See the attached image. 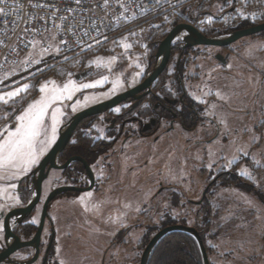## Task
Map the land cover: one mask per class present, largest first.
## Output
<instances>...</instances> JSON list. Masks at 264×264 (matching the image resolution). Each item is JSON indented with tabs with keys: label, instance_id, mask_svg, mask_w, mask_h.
Segmentation results:
<instances>
[{
	"label": "flooded vegetation",
	"instance_id": "obj_1",
	"mask_svg": "<svg viewBox=\"0 0 264 264\" xmlns=\"http://www.w3.org/2000/svg\"><path fill=\"white\" fill-rule=\"evenodd\" d=\"M228 1L220 0L223 5ZM230 1L237 3L236 0ZM223 5L218 15L199 8V5L184 9L179 15L169 19L165 28L151 29L147 38L140 39L141 43L136 48H131L132 52L126 50L120 52L121 55L116 57L118 65L115 70L126 69L121 73L120 79L124 86L120 91L100 98L86 108L78 109L73 113L69 108L79 97L76 96L67 103L68 114L64 116L59 130L77 112L118 98L113 106L102 109L77 124L64 148L54 160L56 168L50 169L42 181L37 203L29 214L13 226L12 231L19 239V246L17 250L9 253L1 264H16L33 257L35 259L31 264H59L57 257L60 254V243L62 239L69 238L73 233L72 216L67 213L68 208L79 201L78 194L81 192H60L45 205L46 199L54 190L62 187L80 189L89 187L90 189L86 191H99L100 187H104L106 195L121 193L123 187L132 188L129 184L134 179L140 176L148 179L154 176V173L163 172L141 170L143 166L149 165L152 157L171 155L177 149L184 158L195 153L201 159L207 158L208 155L213 159L218 154L214 149L218 142L229 145L231 141L230 137L224 134L225 131L244 132L243 141L246 145L249 143L251 132L262 131L259 118L263 117L260 111L258 126L254 127L251 124L252 114L256 110L251 109L250 96L264 95V31L241 36L223 45H189L184 40L189 34H178L169 45L166 62L161 71L147 86L129 95H123L147 80L161 59H157L156 56L160 42L176 26L190 25L205 38L222 39L233 32L264 22L251 23L249 19L236 17L230 19L229 15L233 14L234 8L230 6L225 8ZM226 17L228 21L225 20ZM219 21H224L222 23L226 25L221 30L217 27ZM41 68L42 65H36L32 71L39 72ZM89 71L91 72L88 74ZM97 76L93 73L92 66L86 69V78ZM45 77L43 75L36 77L33 93L23 99L22 104L3 120L0 129L14 126L16 115L24 104L36 96V85ZM127 84L131 85L127 86ZM58 136L59 132L50 148ZM262 139L258 136L255 142L261 143ZM40 161L16 180L15 204L0 210V252L5 251L7 245L10 248L14 244L10 238L7 239L8 244L3 240L4 217L9 211L23 208L31 201L34 191L33 176L30 172ZM217 165L212 161L209 174L206 173V169L204 171L201 169V176L196 174V177L205 180V183L202 185L203 188L200 185L201 197L194 204H202L220 180L224 177L233 179L236 174L232 170L233 167L230 170ZM86 166L93 174L92 186L88 181ZM51 172H55L56 182L43 195L44 183ZM141 172H146L147 175H142ZM158 177L154 194L184 193L174 185L164 184L161 181L162 177L160 175ZM261 201L264 203V200ZM44 206H46V215L38 244L21 246V243L31 240L36 233ZM35 212L37 217L33 222L32 217ZM175 224L185 225L169 223L163 227ZM134 227L136 224L125 231L120 229L119 237H115V240L108 245L104 256L113 245L116 247L118 243L120 244L124 235Z\"/></svg>",
	"mask_w": 264,
	"mask_h": 264
},
{
	"label": "rangeland",
	"instance_id": "obj_2",
	"mask_svg": "<svg viewBox=\"0 0 264 264\" xmlns=\"http://www.w3.org/2000/svg\"><path fill=\"white\" fill-rule=\"evenodd\" d=\"M236 2L234 4L229 0L223 5L220 0H178L175 4L163 5L151 15L123 21L124 25H119L116 30L108 32L92 46L60 52L55 49L54 43H50V50L42 49L41 44L37 43L26 56L2 71L0 95L4 96L7 103L0 101V124L22 104L23 99L33 93L34 81L39 75L46 77L36 85V96L24 104L16 116L20 115L29 103L40 98L42 93L39 89L42 85L62 88L65 83L72 81L79 88L82 84L96 81L101 83L93 88H79L71 99H64L51 105L35 142V163H32L27 171L22 168L0 171V210L15 204L16 180L40 161L55 141L63 118L68 114L67 103L76 96L79 97L69 108L73 113L74 108L75 111L86 108L90 103L113 95L123 88L120 78L126 69L115 70L118 65L116 57L121 55L120 52L136 48L141 43L140 39L147 38L151 29L165 28L166 26L162 24L168 23L173 16L197 5L215 15L220 14L222 5L225 8L230 6L234 8L233 14L229 15L230 19L246 18L251 23L264 21V0ZM161 18L163 21L159 20ZM222 22H218L219 30L226 26ZM36 65H42L39 72L32 71ZM90 66L97 77L86 78V69ZM77 75L80 76L76 77ZM50 81L53 83H48ZM25 85H27L25 91H20L12 99L7 97V93L16 92ZM250 99L251 109L256 110L252 114L251 124L254 127L258 126L259 116L263 118H259L262 131L251 132L248 145L243 141L244 132L234 133L227 130L224 134L229 136L231 141L229 145L218 142L214 148L218 154L213 159L208 154L207 158L201 159L195 153L184 158L180 155V150L176 149L171 155L152 157L149 165L141 169L163 172L154 173V176L148 179L140 176L130 182L129 186L132 188L123 187L121 193L106 195L104 187H100L99 191L79 193V201L68 208L67 213L72 216L73 233L60 243V254L57 257L59 264H139L140 256L149 239L169 223H181L195 228L203 242L210 264H264V203L261 201L264 200V95H251ZM57 108L60 110L57 114V131L55 139L49 143L52 138V112ZM16 123L15 119L12 128L6 126L0 129V139L6 138L7 133L14 130ZM258 136L263 138L261 143L255 142ZM212 161L224 169L231 170L233 167L232 170L236 174L233 179L224 177L220 180L202 204H194L201 197L200 185L205 183V180H200L196 174L201 176V169L202 171L206 169V173L209 174ZM54 174L55 172H51L44 183L43 195L55 184ZM140 174L147 175L146 172ZM158 175L162 177L161 181L164 184L174 185L184 193L154 194ZM36 217L35 212L33 222ZM134 224L136 227L124 235L120 244L118 243L116 247L113 245L104 256L108 245L115 237H119L118 231L120 229L125 231ZM197 249L199 251L198 245Z\"/></svg>",
	"mask_w": 264,
	"mask_h": 264
},
{
	"label": "built area",
	"instance_id": "obj_3",
	"mask_svg": "<svg viewBox=\"0 0 264 264\" xmlns=\"http://www.w3.org/2000/svg\"><path fill=\"white\" fill-rule=\"evenodd\" d=\"M177 1L107 0L105 6V0H81L79 4L76 0H4L0 7L7 15L0 17V73L37 43L45 50L54 43L60 52L92 46L123 21ZM36 4L42 7L31 6Z\"/></svg>",
	"mask_w": 264,
	"mask_h": 264
},
{
	"label": "water",
	"instance_id": "obj_4",
	"mask_svg": "<svg viewBox=\"0 0 264 264\" xmlns=\"http://www.w3.org/2000/svg\"><path fill=\"white\" fill-rule=\"evenodd\" d=\"M261 31H264V22L257 24V25H254L252 27H249L247 29H243V30L233 32L230 35H227L225 38H222V39H214V38L208 39V38H205L202 35H200V33L197 31V29L190 26V25H178L173 30H171L167 34V36L160 42L156 56H157V59L158 58H161V59L159 61V64L154 67V70L152 71L150 76L147 78V80L143 84H141L140 86H137L136 88L128 91L127 93H125L123 95H129L132 92H134L135 90H139V89L147 86V84H149L151 79H153L161 71L162 67L164 66V64L166 62L169 45H170L171 41L174 39V37L178 34H182V33H184L186 35L189 34V35L184 37V40L189 45H195V44L223 45V44H227V43H229V42H231V41H233V40H235L241 36L251 35V34L261 32ZM117 100H118V98H113L112 100H110L108 102L101 103V104L92 106V107L87 108V109H83L82 111H79L75 115H73L70 118V120L64 126L61 127V129L59 130V136H58L56 142L54 143V145L50 148V150L41 159V161L39 162L37 167L30 172V175L33 176L32 186H33V191H34V196L31 198V201L28 203V205H26L23 208L13 209V210L9 211L4 217V220L2 222L3 240H4V242H6V244H8L7 239L10 238V239H12L14 244H13V247H10V248L7 245V247H5L6 250L3 252H0V264L3 263L4 258L9 253H12L15 250H17V247L19 246V244H18L19 239L12 231L13 226H15L17 224V222H19L21 219H23L26 214H29L31 212L32 208L37 203L42 181L46 178L47 173L49 172L50 169L56 168V165L54 164V160L57 157L58 153L64 148L66 142L71 137L72 132L76 128L77 124L82 119H84L88 116H91L95 113H99L100 110H102V109L113 106L115 101H117ZM46 166H47V168H46ZM86 169L88 172V181L90 182V185L92 186V184L94 182L92 171L90 170V168L88 166H86ZM89 189H90L89 187L86 189H80V188H76V187L58 188V189L54 190L48 196V198L46 199L45 205L51 200V198L54 195H56L60 192H64V191L82 192V191H86ZM45 210H46V206H44V208H43L42 216L40 219V224H39V227H38L36 233L34 234L33 238L29 241L21 243V246H33V245L38 244L39 239H40V232H41V229L43 226L44 215H46ZM176 231L184 232V233H187V234L193 236L194 239L196 240L198 247H199L202 264H210L206 250H205L204 245H203V242L199 236V233L196 231V229L193 227H189L186 225H179V224L166 226V227L159 229L157 232H155L154 235L149 239V241L145 245V247L142 251V254L140 256L139 264H147L149 256H150L152 250L154 249L155 245L164 236H166L167 234H170L171 232H176ZM34 259L35 258L33 257L30 260H27L24 262H18L16 264H31L34 261Z\"/></svg>",
	"mask_w": 264,
	"mask_h": 264
},
{
	"label": "snow or ice",
	"instance_id": "obj_5",
	"mask_svg": "<svg viewBox=\"0 0 264 264\" xmlns=\"http://www.w3.org/2000/svg\"><path fill=\"white\" fill-rule=\"evenodd\" d=\"M76 3H81V0H76ZM4 4V0H0V5ZM32 7H42V5H31ZM105 6H107V0H105ZM7 15L3 7H0V17ZM60 19H66L61 17ZM61 27V25H57ZM52 84L53 82H48ZM100 81L95 83L82 84L79 88H93L100 84ZM79 88L74 82L69 81L65 83L62 88L53 86L49 88L47 85H42L39 89L42 95L38 100L33 103H29L22 113L16 116V126L14 130L7 133V137L0 139V171L6 169H23L27 171L32 163H35V142L40 135L41 128L44 124V118L51 105L64 99H71L74 92ZM27 85L24 88L19 89L16 92L7 93V97L12 99L17 96L20 91H25ZM0 101L7 103L4 96L0 95ZM75 111V108L73 109ZM60 110L54 109L52 112V138L49 140L51 143L55 139L57 131V114ZM89 196L91 193L88 194Z\"/></svg>",
	"mask_w": 264,
	"mask_h": 264
},
{
	"label": "trees",
	"instance_id": "obj_6",
	"mask_svg": "<svg viewBox=\"0 0 264 264\" xmlns=\"http://www.w3.org/2000/svg\"><path fill=\"white\" fill-rule=\"evenodd\" d=\"M151 14L153 13L136 17ZM162 19L159 20L161 21ZM120 25H124V23L122 22ZM165 25L162 24V26ZM118 26L108 32L116 30ZM147 264H202V260L195 240L187 233L176 231L167 234L155 245Z\"/></svg>",
	"mask_w": 264,
	"mask_h": 264
}]
</instances>
